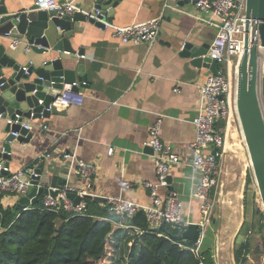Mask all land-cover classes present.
I'll list each match as a JSON object with an SVG mask.
<instances>
[{"label": "crops", "instance_id": "1", "mask_svg": "<svg viewBox=\"0 0 264 264\" xmlns=\"http://www.w3.org/2000/svg\"><path fill=\"white\" fill-rule=\"evenodd\" d=\"M13 1L20 9H28L34 3V0H6L9 4ZM56 1L60 3L62 0ZM66 2L74 3L76 13L84 16L93 13L97 6L95 0ZM200 15L190 0H121L112 16L107 13L104 20L96 19L110 24L108 29L89 19L76 23L75 35L71 39L73 49L77 52L83 50L85 58L65 52L61 55L72 61L65 69H72L77 77H86L83 82L87 84L72 92L73 102L68 107H61V99L55 103L59 111L65 113L51 115L50 118H24L23 124L31 127L33 136L28 143L15 141L11 144L12 159L6 162L9 170L15 172L31 165L41 166L45 172L44 184L48 185L56 178L61 183L59 188L84 189L87 182L75 174L74 167L78 161L93 163L96 175L92 192L97 196L122 197L150 205V191L144 183L156 182L157 176L152 148L145 143L150 139L151 126L160 119L161 140L171 145L182 161L171 170V188L183 201L184 221L197 224L201 220V200L191 198V195L201 182L202 174L192 173L193 153L189 145L196 137L193 120L201 107L199 86L212 72L210 67L196 68L191 59L181 54L186 44L210 45L216 35V31L202 21L205 16ZM158 18L162 20V28L158 42L151 47L123 45L112 36L116 28ZM12 41L0 35V46L5 45L8 53L24 67L39 69L46 61L59 57L57 53L48 55L30 50L24 56L23 43L14 49ZM217 68L219 70L221 66L217 65ZM229 125L225 127V135L232 127L230 130L236 137L235 120H231ZM7 126L6 120L0 118V154L7 138ZM109 148H114L112 155H108ZM65 155H70V159H65ZM240 175V197L233 192L234 183L229 182L223 190L224 195L217 198V204L221 201L220 209L224 211L223 215L220 211V223L221 219L225 223L226 218L234 215L235 201L241 205L243 216L249 173L245 175L243 170ZM124 182L133 183V188H123ZM45 196L41 195L42 200ZM19 200L18 197L6 196L1 203L4 208H14ZM240 219L231 239L232 234L228 240H221L218 229L217 264H235L233 247L243 218ZM223 259L229 261L224 263Z\"/></svg>", "mask_w": 264, "mask_h": 264}, {"label": "built area", "instance_id": "2", "mask_svg": "<svg viewBox=\"0 0 264 264\" xmlns=\"http://www.w3.org/2000/svg\"><path fill=\"white\" fill-rule=\"evenodd\" d=\"M96 2H106L108 0H95ZM195 4L196 9L205 18H202L209 27L216 31V35L211 42L207 57L216 60L221 66L218 74L208 76L206 82L199 86L201 94V107L193 124L196 128V137L189 145L193 157L190 163L192 173H201L202 179L193 192L191 198L201 200L200 213L201 220L197 223L199 228V238L195 246H190V250L197 254L203 244L206 233L211 227L212 217L217 205L216 190L220 185L221 159L225 152L226 135L225 127L231 120L238 117L237 112V87H238V67L245 50V38L249 35V44L252 46L255 32V22L247 18V0H190ZM39 10L52 11L58 17L73 15L77 12L74 3L61 4L56 0H34ZM108 10L101 11L95 9L92 17L106 18ZM89 16L90 14L87 13ZM200 15V16H201ZM102 20V21H103ZM104 28L108 29L110 24L103 22ZM162 28L161 18L130 26L116 28L112 36L123 45H148L149 47L158 42ZM249 28V33H247ZM20 40H13L12 48L20 45ZM85 58V55H78ZM28 69L27 67L25 68ZM85 85V82L81 83ZM80 86L79 82L66 84L62 90L61 107H68L72 104L71 94L73 87ZM239 119V118H238ZM218 121L223 125L219 126ZM7 125L12 126L11 119L6 120ZM26 130H31L28 124H23ZM161 120L158 119L150 128V139L145 143L152 148L153 162L157 176L156 182H145L144 186L150 191L151 204L142 205L122 197H107L106 204L110 211L120 218L115 226L128 228L125 223L136 216L139 212H144L149 228L158 230L162 225H170L175 229H186L190 222L183 219V201L177 192L171 188L170 176L173 167L182 163L181 158L175 153L171 145L161 140ZM15 137L19 133H13ZM4 151V149H3ZM114 148L108 149V155H112ZM207 151V153H205ZM65 159H70V155H65ZM38 166L31 165L12 172L7 167L3 159L0 158V199L6 196L26 197L29 187L33 185ZM77 176L86 180L84 189L65 186L55 189V197L46 195L42 200V209L59 213L64 211L75 216H83L87 208V198L97 197L92 192L93 180L96 175V166L93 163L78 161L74 167ZM8 173V174H4ZM133 183L124 182L123 188L132 189ZM75 194L81 198L78 204L69 197ZM250 234V232L248 233Z\"/></svg>", "mask_w": 264, "mask_h": 264}, {"label": "water", "instance_id": "3", "mask_svg": "<svg viewBox=\"0 0 264 264\" xmlns=\"http://www.w3.org/2000/svg\"><path fill=\"white\" fill-rule=\"evenodd\" d=\"M119 2L121 0L97 1L95 9L104 12L108 10V15L112 16ZM60 3L64 4L66 0ZM246 14L248 19L254 20L255 32L251 47L249 35H246L245 50L238 67L237 112L264 212V0H247ZM88 19L104 28V24L92 17V14L90 18L80 13H75L73 17H58L52 11L39 10L35 2L28 9H20L15 1L9 4L6 0H0L1 36L20 40L24 46V56L29 50L39 54H59V57L46 61L39 69L27 67L26 70V67L8 53L5 45L0 46V118L18 121L12 126L8 125L6 129L4 151L0 154L5 163L12 159V143H28L33 136L30 130L22 127L24 118H50L51 115L65 113L55 106L62 98L65 84L80 83V86L73 87L72 92H77L80 87L85 86L81 83L87 80L86 77H77L72 69H65L72 61L66 60L61 54H84L83 50L77 52L73 49L71 39L75 35L76 23ZM209 46L188 43L181 55L191 59L196 68L210 67L212 74L216 75L218 64L216 60L207 57ZM76 66L77 64L74 67ZM217 124L223 125L222 121ZM17 132L19 136L15 137L13 133ZM36 173L39 177L35 178L33 185L29 187L28 195L20 198L18 210L35 205L38 196L43 194L53 197L57 195L55 189L61 186L60 181L53 178L48 185L44 184L45 172L41 166L37 168ZM69 197L75 204L81 201L75 194H69ZM94 201L104 204L106 198L97 196ZM177 238L187 241L189 246H195L199 238L198 225H189Z\"/></svg>", "mask_w": 264, "mask_h": 264}, {"label": "trees", "instance_id": "4", "mask_svg": "<svg viewBox=\"0 0 264 264\" xmlns=\"http://www.w3.org/2000/svg\"><path fill=\"white\" fill-rule=\"evenodd\" d=\"M250 184L248 175L247 187ZM86 201L85 214L75 216L42 209V197L22 210L4 208L0 199V264H116L123 247L126 264H217L207 240L208 231L217 225L216 213L197 255L187 241L177 238L179 229L166 225L151 230L144 212L126 221L130 227L117 229L120 218L109 205L91 198ZM248 202L246 192V213ZM256 206L264 219V212ZM248 251L249 246L235 244L237 264Z\"/></svg>", "mask_w": 264, "mask_h": 264}, {"label": "rangeland", "instance_id": "5", "mask_svg": "<svg viewBox=\"0 0 264 264\" xmlns=\"http://www.w3.org/2000/svg\"><path fill=\"white\" fill-rule=\"evenodd\" d=\"M235 126L238 129V135L236 136V140L230 146L229 145L226 146L225 152L221 159L220 185L218 189L216 190V194H217V198L219 199L220 196L224 195L223 190L226 189V184L229 182L231 183L233 182L234 183L233 192L238 197L241 193L240 191L241 184L240 182H238L239 179H237V172L241 174L242 171L244 170L245 175L249 173L251 177V184L249 187H247V190H246L247 198L249 201L248 210L246 213V210H244L243 208L244 213H243V216H241V211H242L241 205H239V203L235 201L233 203V207L235 209L234 215L229 219L226 218L225 220H227V222L225 223L221 219V223H220L219 214L221 211L223 215L224 211L220 209L221 201H219L214 211V213L216 212L217 214V225L215 227L213 226V229L208 231L207 240H208L209 245L212 244L214 251H215L214 254L216 255V241H217L216 236H218V232H219L218 229H220V232H221L223 226L228 225V234L229 235L232 234L231 237L230 238L228 237V238L231 239L234 237V234L240 225V221H241L240 218L242 217L243 222L241 223L240 229L236 236L233 251L235 249V244L237 243L243 244L244 246H249V251L243 255L242 259L240 260L238 264H262L263 259H264V219L255 210V205L259 206V208L261 207L260 209H262V205H259L257 203L259 199L261 200V198L258 192V186H257L256 180L253 174V169L251 167V160L249 162V158H248L249 154L248 152H246L245 141L240 136V129L238 127L237 122ZM231 146L235 148V152L229 153L228 150ZM33 206L34 205H32L31 207ZM219 226L220 227L222 226V227L219 228ZM224 229H225V235L227 236L226 227H224ZM232 229L234 230V233H232ZM249 232L250 234H248ZM221 236L219 237L222 240ZM231 242H230V247H231ZM225 250H228V247H225ZM220 251L221 253H224L223 248H220ZM124 252H126L125 247L122 248L121 254L118 255L117 259L119 260L116 264H126L127 254ZM227 261L229 260H226V259L222 260V262L224 263ZM235 264H237L236 261H235Z\"/></svg>", "mask_w": 264, "mask_h": 264}, {"label": "bare ground", "instance_id": "6", "mask_svg": "<svg viewBox=\"0 0 264 264\" xmlns=\"http://www.w3.org/2000/svg\"><path fill=\"white\" fill-rule=\"evenodd\" d=\"M235 122H237L238 123V127H239V129H240V136H241V138L242 139H244V136H243V133H242V130H241V128H240V122H239V119H238V117L236 116L235 117ZM229 126H231V125H229ZM228 126V127H229ZM232 127H230L229 128V130L227 131V136H226V146L227 145H231L235 140H236V137H235V134H234V131L232 130H230ZM245 141V140H244ZM226 146H225V149H226ZM245 149H246V152H248V149H247V147H246V143H245ZM229 153L230 152H235V148L233 147V146H231L230 148H229ZM245 152V153H246ZM249 154V153H248ZM249 158V162H250V156L248 157ZM237 178L238 179H241V175H240V173H238L237 172ZM234 191V190H233ZM259 191V190H258ZM232 194V193H231ZM233 197V196H232ZM234 199V198H233ZM230 201V200H229ZM232 202V201H231ZM225 204H227V203H225ZM258 204L259 205H262V201L259 199V201H258ZM229 205H231V204H229ZM261 208V207H260ZM262 211H263V205H262V209H261ZM243 222V221H242ZM224 227H226V229H227V236L225 235V229H224ZM221 234H222V240H225V239H227L228 238V236H229V234H228V225H226V226H223V228H222V230H221ZM228 240V239H227ZM233 262V261H232Z\"/></svg>", "mask_w": 264, "mask_h": 264}]
</instances>
